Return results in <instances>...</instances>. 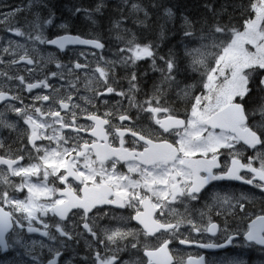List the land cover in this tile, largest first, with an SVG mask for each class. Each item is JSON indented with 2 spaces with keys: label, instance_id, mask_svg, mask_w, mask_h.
I'll list each match as a JSON object with an SVG mask.
<instances>
[{
  "label": "snow or ice",
  "instance_id": "1",
  "mask_svg": "<svg viewBox=\"0 0 264 264\" xmlns=\"http://www.w3.org/2000/svg\"><path fill=\"white\" fill-rule=\"evenodd\" d=\"M34 5L47 8L45 0H31L28 9ZM101 7L98 4L95 11L100 12ZM151 7H163L165 17L175 18L171 7ZM227 7L221 5L217 11L211 4L205 5L213 22L205 20L198 37L193 22L183 17L184 36L199 43V47L185 49L190 60L188 67L200 73L196 84L184 87L177 79L180 62L171 53L167 57L158 55V45L138 42L135 33L125 41V47L117 50L116 60H105L93 52L97 61L93 67L81 52L84 62L73 60L65 64L51 53L42 55L39 46H54L59 51L69 46L103 50L105 44L97 38L70 34L67 23L56 26L64 34L50 38L47 29L55 21L51 10L46 17L36 11L22 25L18 14L23 9L0 11L4 30L31 42L14 43L9 39L6 46L0 47V127L16 129L17 124L7 119L9 113L27 126V145L20 149L13 151L0 140V251L19 248L25 231L40 234L49 242L41 240L39 245L46 255L29 253L33 264H73V258L61 257L82 238L92 254L91 264H203V257L194 260L179 253L173 256L169 245L174 242L214 249L231 245L242 236L248 244L264 247V207L254 212L251 196L215 190L218 185L214 182L238 181L264 191V95L258 106L251 103L254 89L264 93V0H250L242 9V14L247 15L239 28L232 24L231 14L227 22L220 21ZM130 8L133 14L143 13L140 24L149 18L148 9L142 4L133 2ZM85 11L91 19L92 14ZM120 23L117 21L114 26L120 28ZM160 35L163 37V30ZM146 59L151 61L153 70L160 72L161 81L153 85V93L143 103H136L135 93L140 91L136 71L124 77L128 84L125 90L115 86V69L117 65L134 69L138 61ZM157 60L162 67H157ZM50 65L55 70H50ZM80 72L84 73L85 87L93 92L92 96L78 95ZM93 80L102 85V90L90 87ZM65 85L66 90L62 91ZM173 87L179 88L188 100L185 118H180L167 99V92ZM113 95L126 98L131 107L147 113L158 126L156 134L136 123L138 117L126 109L98 114L97 101L108 105L109 99L101 98ZM120 103L117 101V105ZM81 117L91 123L78 124ZM64 129H71L72 134H63ZM84 132L96 139H85L81 135ZM164 133L177 139L174 143L159 139ZM110 135L118 147L109 142ZM44 140L49 144L37 143ZM28 145L29 163L21 164L26 158L21 153ZM137 145L142 150H137ZM246 152L251 154L246 156ZM33 159L36 162H31ZM108 161L111 163L106 166ZM121 162L126 164L127 173L117 170ZM133 174L137 178L133 179ZM12 177H19V182ZM49 177L53 178L51 182ZM25 190L26 195L20 198L18 194ZM205 198L211 202L195 210L194 215L188 205ZM106 206L130 210L121 219L136 221L142 229L102 227L100 221L112 212ZM157 211L160 218H154ZM213 216L220 217V222L214 221ZM192 233L212 237L219 234L224 243L199 242L191 238ZM126 248L142 252L146 259L122 260L120 253Z\"/></svg>",
  "mask_w": 264,
  "mask_h": 264
},
{
  "label": "trees",
  "instance_id": "2",
  "mask_svg": "<svg viewBox=\"0 0 264 264\" xmlns=\"http://www.w3.org/2000/svg\"><path fill=\"white\" fill-rule=\"evenodd\" d=\"M30 2L31 0H0V11L7 13L15 11L16 8L23 9L18 14V19L22 25L25 19L31 20L36 11H39L42 17H46L49 10H51L55 13V21L54 25L47 29V33H64L63 29H59L56 26L61 23H67L69 26L67 31L69 33L79 34L88 38H97L103 42L105 48L102 52L104 53H109L108 49L111 47L116 52L119 48L125 47V41L130 38L131 33H135L138 42H151L153 45H158V55L167 57L171 53L180 62L181 74L178 77L181 78V81L183 80V83L186 81V85H189L196 84L200 80V73L194 72L188 67L190 60L185 55V48L199 47V43L196 41L190 42L192 38L184 36L183 17L187 16L193 22L194 30L198 37L201 34L200 30L203 22L205 20L209 24L213 22V17L208 9L205 8V5L211 4L213 9L217 11L220 10L221 5H227V13L219 17L220 21L227 22L228 14H231L232 24L239 28L247 15V13L242 14V9L249 4L250 0H127V3H125V0H45L48 9L45 7L37 8L34 5L29 10L28 4ZM133 2L140 3L148 9L149 18L145 20L144 24L138 22V20H144L143 13H132L130 5ZM98 4L102 5L100 12L95 11ZM152 4L171 7L175 13V18L169 20L163 15V7L153 8L151 7ZM76 9L81 11L76 12ZM85 10L92 14L91 19L88 18ZM93 20L96 23H92ZM117 21L121 22L120 28L114 26ZM125 29L128 31H125ZM161 30L164 32L163 37L160 35ZM0 33L10 32L5 31L3 25H0ZM204 34L206 35V32ZM118 36H123L124 40H118ZM116 52L112 55L115 60L117 59ZM148 62L151 61L147 59L138 61L137 64L140 63V65H136L137 68L133 70L136 71L138 78L145 79L146 83L150 85L152 79L145 77L149 75H144L146 70L140 73V67H147ZM157 63L158 68L162 67L161 61L157 60ZM117 67L115 75L120 77L122 69ZM148 68L151 69V67ZM156 80L154 79V83ZM158 80L161 81V78ZM175 89L176 93H180L179 88ZM199 91L200 89L197 87L195 92L198 94ZM172 92L175 93L174 90ZM261 95H264V93L256 92L254 89V99L251 103L258 106ZM28 252L22 246L18 249L16 256L11 260H7L8 262L6 263L33 264L32 257L30 254L28 256ZM73 264L77 263L73 262ZM224 264H228V262ZM252 264L264 263L263 261H256Z\"/></svg>",
  "mask_w": 264,
  "mask_h": 264
},
{
  "label": "flooded vegetation",
  "instance_id": "3",
  "mask_svg": "<svg viewBox=\"0 0 264 264\" xmlns=\"http://www.w3.org/2000/svg\"><path fill=\"white\" fill-rule=\"evenodd\" d=\"M6 46V45H4ZM73 48H68L65 52L59 51L56 53V57L60 59L63 63L67 64L68 62V56L73 53ZM81 62H84V59L81 60ZM157 63V62H156ZM137 66L140 65V63L136 64ZM158 66V63H157ZM121 69L123 68L122 66H119ZM151 67V62L147 63V68ZM145 69L146 67L141 66L140 69ZM52 70H55V66L53 67ZM129 72L133 71V68H128L127 69ZM129 72L124 71L123 75H127ZM84 75V73H81ZM125 77V76H124ZM124 77H117L118 81V86L119 88L122 89H127V80L124 79ZM146 77V76H145ZM180 77V76H179ZM177 77L181 81V78ZM138 78V77H137ZM152 79L150 85L146 83L145 79H140L138 78V85L140 88V91L135 93L136 96V103H143L148 96H150L153 93V85H156L157 82L154 79L156 77L151 78ZM87 80L85 77H80V80L77 82V88L79 89L78 95L79 96H92L93 92L89 91L88 88L85 87ZM143 82V83H142ZM182 82V81H181ZM64 83V82H62ZM187 83L184 82L181 84L182 87H184ZM91 88L97 89V90H102V85H100L96 80H93L92 84L90 85ZM149 87V90H148ZM166 87V86H165ZM66 90V85L65 89H62V91ZM174 90L175 93L172 92ZM40 91V90H36ZM168 101L170 106L179 114L180 118H185V111L186 107L188 105V100L187 98L183 97L182 93H176L175 87L172 89H169L168 92ZM179 99H176L178 98ZM109 99V104L108 105H103L99 101H97V108L99 109L98 114H103L105 111L111 109L113 112L117 111V108H119L121 111L127 110L130 115H132L134 118L138 117L136 120V123H138L141 127L151 131L153 135L156 134V129L158 126H155L153 122L148 118V114L144 112H138L137 108L131 107L128 103V100L126 98H122L119 96H108V97H102L101 99ZM117 101H120L121 103L117 105ZM28 100H26V103ZM82 103V102H81ZM89 111H92L91 107H89ZM62 115L64 113L62 112ZM7 119L10 122H15L17 124L16 129H9L6 127H0V140H3L7 145H10L13 151H16L23 147L24 145H27V138H26V130L27 126L23 124V121L20 120L19 117L15 116V114H7ZM77 123H91L90 121H86L83 117L77 120ZM112 123L119 124L118 120H113ZM127 124L128 122H124ZM57 127H59L57 125ZM48 134L51 133V129L47 130ZM63 134L69 135L72 134L71 129H64ZM81 135L85 139H96L94 137H91L90 132H84L81 133ZM167 138L169 142L174 143L177 137L174 135H169L168 133H164L162 136L159 137V139H164ZM126 144L125 147H128V136H125ZM99 143H104V141L100 140L98 141ZM109 142L112 143L113 147H118V142L113 138V136H109ZM38 144L43 143L44 145H48L49 142L47 140L44 141H37ZM52 146H55V143L53 142ZM30 149V145H28V148L25 149L24 153L26 158L23 161H20L21 164H28L29 159L27 158V151ZM137 150H142L139 145H137ZM251 152H246L245 155H250ZM33 156H35V153H33ZM95 159V157H93ZM223 159V158H222ZM31 162H36L35 159H33ZM111 161L106 162L107 164H110ZM3 167V166H0ZM117 170L122 171L124 173H127V166L124 162H121L120 164L117 165ZM137 178L135 174H133V179ZM16 182H19L20 178L19 177H12ZM34 182L37 181L36 177L32 178ZM53 180L52 177H49V182ZM78 183V182H76ZM215 184L218 185V187L215 189L216 191H221V192H229V193H235L239 194L241 192L249 195L252 197V204L251 207L254 212H258L260 208L264 207V191H261L260 189L253 188L252 186L245 185L242 182L238 181H218L214 182ZM57 187H61V185L57 184ZM74 187H76V184H73ZM211 187V186H209ZM20 198H24L26 195V190L24 193H19L18 194ZM203 195V193H202ZM210 198H205L204 200L201 201H194L188 207L190 209H193V214L196 215L195 210L203 209L204 205L207 203H210ZM181 212L184 211V208L176 204L175 205ZM106 207H111L112 212L108 217H105L103 220L100 221V224L102 227H109V228H115V227H128L135 229L137 231H140L142 229V226L138 224L136 221H127L122 220L121 217H127L130 214V210L127 209H117L114 206H106ZM154 218H160L159 211L155 214ZM214 221L220 222V217L213 216ZM181 231L183 232L184 229L182 228ZM28 234V233H27ZM187 234V233H186ZM29 238L28 241L32 240H38V238H43L39 234H28ZM141 240L144 239L143 235L141 234ZM191 238L194 240H198L199 242H217V243H224V240L222 237H219V234L217 237H212L210 234H204L203 236H198L196 233L191 234ZM87 239H91L88 237ZM131 239V238H129ZM128 241H125L124 244H127ZM194 245H198L197 243H193ZM191 245V244H190ZM190 245H179L177 243H173L169 245V249L172 252L173 256H176L177 253L179 255L183 256L185 259L187 257H201L203 256L205 259L206 264H214L216 261H225V260H231L238 262V264H251L256 261H263L264 262V248L261 246H256V245H250L247 242H245L241 237H237L236 239L233 240V243L231 245H228L224 247L223 249L220 250H212V251H207L201 247L198 246H190ZM1 255V254H0ZM3 256V255H1ZM120 257L122 260H128V261H133L136 260L137 258L139 259H146L143 257L142 252H138L137 250L131 249V248H126L122 253H120ZM68 258H73V262L77 264H91L92 261V254L88 247L85 244V239L82 238L78 244L73 243V246L71 247V250H67L64 252V255L61 257L62 260H66Z\"/></svg>",
  "mask_w": 264,
  "mask_h": 264
},
{
  "label": "bare ground",
  "instance_id": "4",
  "mask_svg": "<svg viewBox=\"0 0 264 264\" xmlns=\"http://www.w3.org/2000/svg\"><path fill=\"white\" fill-rule=\"evenodd\" d=\"M70 5V4H69ZM48 9V8H47ZM44 14V13H43ZM71 25V24H70ZM87 26V25H86ZM73 34V33H72ZM48 35L50 36V38L53 36V35H59V33H48ZM12 40L14 43H25V44H31V42L30 41H27L24 37H17V36H15V35H13L12 33H0V47H3L4 45H6V43H7V41L8 40ZM104 39V38H103ZM114 41V40H113ZM112 41V42H113ZM116 41V40H115ZM112 44V43H111ZM119 44H120V42H119ZM118 44V45H119ZM125 44V43H124ZM117 45V44H116ZM39 49H40V52H41V54L42 55H47L48 53H51V54H53V55H55V56H57L56 55V53H58L59 52V50L58 49H56L54 46H46V45H40L39 46ZM115 49V48H114ZM186 49V48H185ZM113 47H111V48H109L108 49V52L109 53H104V52H95L96 54H97V57H99V56H103V58L105 59V60H115L114 59V56H112V55H114V53L116 52V51H114V53H113ZM81 52H84L86 55H87V57H88V61H89V63H90V65L91 66H95V64H96V57H93L92 56V53L94 52V51H92V50H90V49H80V50H76V51H73V53H71L69 56H68V62H70V61H73V60H82V59H84V56H81L80 55V53ZM53 67H54V65H50L49 66V69L50 70H52L53 69ZM119 67V66H118ZM158 67V66H157ZM135 68H137L136 66H135ZM148 71L147 73H149V75L148 76H146V77H156V79H157V84L156 85H158V84H160V81L158 80L159 78H161V74H159V73H157V71H155V70H153V69H150V68H145V69H140V73H142L143 71ZM80 75V77H85L84 75H82L81 73L79 74ZM186 82V81H185ZM182 83H183V80H182ZM167 97H168V94H167ZM176 99H179V97L178 98H176ZM259 263H262V262H259ZM264 263V262H263ZM252 264V263H251Z\"/></svg>",
  "mask_w": 264,
  "mask_h": 264
},
{
  "label": "rangeland",
  "instance_id": "5",
  "mask_svg": "<svg viewBox=\"0 0 264 264\" xmlns=\"http://www.w3.org/2000/svg\"><path fill=\"white\" fill-rule=\"evenodd\" d=\"M246 47H249V46H246ZM250 48V47H249ZM101 64H102V62H101ZM118 68V67H117ZM121 69V68H120ZM124 71H126V72H129L128 70H125L124 68H122V71H121V76L119 77V78H121V77H124V76H126V75H123V72ZM148 71H146L145 73H144V75H148L149 73H147ZM157 73H159L160 74V72H158L157 71ZM117 77V76H116Z\"/></svg>",
  "mask_w": 264,
  "mask_h": 264
},
{
  "label": "water",
  "instance_id": "6",
  "mask_svg": "<svg viewBox=\"0 0 264 264\" xmlns=\"http://www.w3.org/2000/svg\"><path fill=\"white\" fill-rule=\"evenodd\" d=\"M86 47H89V46H86Z\"/></svg>",
  "mask_w": 264,
  "mask_h": 264
}]
</instances>
